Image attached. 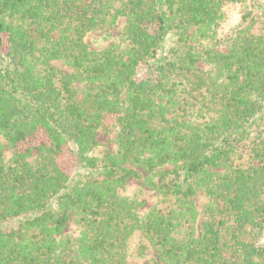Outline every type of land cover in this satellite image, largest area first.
Returning a JSON list of instances; mask_svg holds the SVG:
<instances>
[{"label": "trees", "instance_id": "trees-1", "mask_svg": "<svg viewBox=\"0 0 264 264\" xmlns=\"http://www.w3.org/2000/svg\"><path fill=\"white\" fill-rule=\"evenodd\" d=\"M248 1L0 0V264H264V6L253 30ZM237 6L225 51L190 45ZM131 180L156 195L145 213Z\"/></svg>", "mask_w": 264, "mask_h": 264}, {"label": "rangeland", "instance_id": "rangeland-1", "mask_svg": "<svg viewBox=\"0 0 264 264\" xmlns=\"http://www.w3.org/2000/svg\"><path fill=\"white\" fill-rule=\"evenodd\" d=\"M264 6V2L261 0H250L245 5L248 11L251 13V17L245 26L251 25L254 28L258 25L261 8ZM244 7H233L228 12V18L226 22L220 27L217 34L215 36L205 37L203 39L198 38L197 32L195 29H191L188 34L191 36L190 45L194 46L198 50L202 49H212L214 51H225V47L223 44H218L221 40H223L232 29L236 28L240 25L241 22V13L244 11ZM125 25V19L120 18L118 22L113 26H105L103 29L95 32H91L86 35L85 42L90 48V50H100L102 48L108 47L111 44L115 43L116 39L119 37L123 27ZM53 65L62 73L69 74L70 69L64 65L62 61H56ZM97 140L98 142L105 146L110 152H114L116 150V129L112 125L102 126L97 132ZM35 142L26 143L23 147H32ZM32 156L35 157L36 152L32 151ZM11 157V151H5V158L8 159ZM72 149H65L63 154L59 156L58 161L61 165L62 169L66 173H71L72 171ZM121 194L124 196L136 197L140 203H142L140 212H147L154 204L156 203V195L154 192L149 191L144 186H142L141 181H128L124 186ZM195 204L198 209L202 207L204 204V199L202 196L195 197ZM66 235L75 236L77 235V227L73 223L72 220L68 223L66 229L63 232ZM154 254L150 253V255L143 260H133L129 259V264H151V259Z\"/></svg>", "mask_w": 264, "mask_h": 264}]
</instances>
